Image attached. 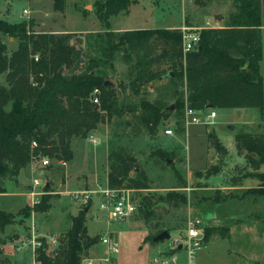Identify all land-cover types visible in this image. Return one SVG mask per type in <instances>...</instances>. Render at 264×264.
I'll use <instances>...</instances> for the list:
<instances>
[{
    "label": "rangeland",
    "instance_id": "374dc122",
    "mask_svg": "<svg viewBox=\"0 0 264 264\" xmlns=\"http://www.w3.org/2000/svg\"><path fill=\"white\" fill-rule=\"evenodd\" d=\"M107 1L66 0V9L62 13L55 9L52 0H0V21L27 23L33 20L35 24L31 30L36 33L71 34L70 43L81 53L76 70L90 72L94 69L93 72L109 81L116 92L110 113L102 112L105 120L99 124L96 135L92 133L99 143L73 139L71 164L40 157L22 170L16 180L0 181V186L6 188V193L0 194V210L15 218L24 211L22 214L31 215L32 221L31 232L23 239L16 230H5V233L0 230V264H34L33 236H36V243L37 239H45L49 253H52L58 248V239L71 228V217L80 215L83 209L88 211L85 224L88 236L97 239L88 255L94 264H150L152 257L163 250L167 242L154 244L152 239L163 231L170 232L171 238L177 237L185 230L189 217L203 221L206 236L212 231L209 239L213 234L225 238L229 235V227L243 223V226L255 223L264 233L261 223L264 221H223L211 217L216 204L224 206L226 203L230 207L238 204L232 203L240 195H236L234 185L261 176L250 172L253 170L249 165L256 164L247 160L246 153L218 152L207 135L216 131L228 147L238 134L264 135L261 111L257 108H214L217 117L212 125L186 128L185 111L190 104L185 78L175 74L169 78L167 73L171 65L166 58L160 57V45L154 42L144 49L123 46L115 52L113 60L106 58L105 52L108 48L112 50L110 45L116 46L119 37L128 30L177 29L183 32L184 29L187 33L201 34L205 29L225 28L237 11L235 0H133L130 11L111 17L109 27H106L97 13ZM261 4L264 19V0ZM25 10L29 14H24ZM217 16L222 19L218 20ZM262 33L264 35V28ZM2 40L10 55L17 50V39L2 35ZM140 56L146 59L142 65L138 61ZM143 65L145 76L141 75ZM260 70L264 78V61ZM153 72H161L163 76L149 81L147 77ZM4 82L5 77L1 75L0 84ZM181 99L180 105L184 106L176 109L177 101ZM143 101L174 105L175 109L156 130L150 131L141 120ZM98 105L100 107V102ZM212 110L206 109L203 114L208 115ZM166 126L176 129L174 137L164 135ZM119 151L135 156L151 180V188L135 190L132 194L137 206L135 215L124 222H113L100 210V201L93 200L101 198L100 194H89L93 199L87 204L83 201L88 196L84 192L105 189L109 155ZM45 159L49 160L48 166L43 165ZM254 161L257 163L259 157ZM35 181L42 184L35 187ZM47 185L50 187L48 192L45 190ZM171 193L179 197H169ZM46 195L52 197L49 211H31L29 214V209ZM11 198L24 199V203L7 208V200ZM109 235L116 236L120 253L112 255L111 262L106 263L101 261L107 257V246L101 238ZM30 240L33 243H29ZM230 240L224 245L232 248L234 261L263 260L264 236L252 237L240 231ZM238 252L243 257H239Z\"/></svg>",
    "mask_w": 264,
    "mask_h": 264
},
{
    "label": "trees",
    "instance_id": "16d2710c",
    "mask_svg": "<svg viewBox=\"0 0 264 264\" xmlns=\"http://www.w3.org/2000/svg\"><path fill=\"white\" fill-rule=\"evenodd\" d=\"M59 12H65L66 0H52ZM236 13L225 28L202 30L196 50L184 53L181 30L125 31L116 46L106 49V58L113 60L123 46L146 48L160 45V57L166 58L172 74L185 78L187 101L192 108L213 109L257 108L264 117V19L261 0H235ZM133 0H108L100 6L98 16L106 27L109 19L129 12ZM33 20L27 23L0 21V181L16 180L21 171L36 159L50 158L63 163L74 159L72 140H85L97 130L110 113L116 92L104 80L90 72H80V51L70 43L71 34L36 33ZM2 35L19 41L10 55ZM146 60L139 57V65ZM141 74L145 76V65ZM153 72L149 81L161 78ZM174 77V76H173ZM139 93V91H136ZM97 98L99 105L93 102ZM183 99L178 100L176 109ZM170 106L143 101L141 120L150 131L156 130L172 112ZM208 140L218 152H226L216 134L208 132ZM238 152H247V159L256 165L264 162V135L242 133L235 136ZM34 143L37 147H34ZM253 155L259 156L255 163ZM110 189L149 190L151 180L134 155L119 151L109 155ZM134 173V176L131 174ZM50 187L45 190L49 191ZM255 192V191H250ZM6 188L0 186V194ZM170 196H177L175 193ZM52 197L46 195L29 209L47 212ZM30 216V215H29ZM71 228L58 239V248L49 253L45 239H37V264H81L89 259V248L97 243L88 236L86 209L71 217ZM15 222L11 213L0 210V230ZM209 234L212 231H208ZM205 242L209 239L206 236ZM153 242V239H152ZM154 243V242H153ZM155 244V243H154Z\"/></svg>",
    "mask_w": 264,
    "mask_h": 264
},
{
    "label": "built area",
    "instance_id": "2783aa9c",
    "mask_svg": "<svg viewBox=\"0 0 264 264\" xmlns=\"http://www.w3.org/2000/svg\"><path fill=\"white\" fill-rule=\"evenodd\" d=\"M24 14H29V12L25 10ZM182 33L184 53L196 50L199 45L200 34L187 33L184 29ZM93 102L97 105L99 104V100L97 98H93ZM207 109L212 110L213 108ZM205 110H198L192 108L191 106H187L185 111V127L212 125L214 123V119L217 117V113L212 110L210 114L205 115L203 114ZM175 131L176 129L167 127L164 129L163 133L167 137H174L176 135ZM94 135L91 133L87 140L92 144H97L99 141L95 139ZM33 146L37 147V144L34 143ZM43 165L48 166L49 160L45 159ZM34 184L35 187H39L42 183L40 181H35ZM104 188L105 189L101 191L84 192V194L88 196L85 197L83 203L87 204L88 200L93 199L92 197H89V194H100L101 198L96 197L93 200L100 201V210L107 215L110 221L113 222L127 221L137 213V206L132 197L135 190L110 189L108 185ZM32 194L37 195L36 193ZM204 238L205 225L203 221L198 218L189 217L185 230L177 237H172L168 240L165 243L166 247L163 250L158 251V253L152 257L150 264H196L197 255L206 247ZM101 241L107 246V257L101 261H105L106 263L111 262L110 257L120 253L119 244L115 238L110 235L108 237L101 238ZM33 247L34 251L36 248H40L41 242L38 241V243H36L34 239ZM81 264H94V261L90 259H83Z\"/></svg>",
    "mask_w": 264,
    "mask_h": 264
},
{
    "label": "crops",
    "instance_id": "0c3cea01",
    "mask_svg": "<svg viewBox=\"0 0 264 264\" xmlns=\"http://www.w3.org/2000/svg\"><path fill=\"white\" fill-rule=\"evenodd\" d=\"M244 109V108H240ZM261 117L263 119V116L261 114ZM95 135L97 131L93 132ZM216 136L220 140V142L223 144L224 148L226 149V152H228L230 155L232 154H237L236 151V140L235 137L233 140H231L229 147L225 145L224 138L216 133ZM251 134V133H249ZM254 136H257V134H252ZM260 135V134H259ZM247 154V152H244ZM252 157L256 158L259 157L257 155H253ZM247 158V157H246ZM248 160V159H247ZM73 161V160H72ZM69 162V164L72 163ZM249 161V160H248ZM252 163V161H251ZM251 170L250 172H256L260 174V178L255 176L253 178H249L245 181H243L240 184H236L233 186L234 191H236V195H239V199L232 200V203H238L236 206H227L226 203L225 205L222 206L220 204L214 205V209L211 210L212 213V218L220 219L223 221H234V220H256V221H264V162L260 165H249ZM108 182V179H107ZM108 184H106L107 186ZM250 191H255V192H250ZM23 202V200H15V199H9L7 200V208L10 205H15ZM6 207V206H5ZM224 209V211H222ZM4 210V209H3ZM5 211V210H4ZM24 211H21L20 214L15 218V222L11 225H8L1 233H5V230L8 232L16 230L17 234L20 235L21 239H23L24 235L30 234V226L32 224L31 221V215L27 216L23 215ZM34 223V222H33ZM264 224L263 222H261ZM244 224V223H243ZM239 224L236 227H229L228 229V236L225 238H219L217 234H213L212 238L208 239L206 242V247L198 254L197 259H196V264H264V258L263 260H257V259H252L247 261H234L233 256L235 253H233L232 248L225 246L224 242H231V237L235 234V232H240L244 233L246 235L252 236V237H258V235H261L262 237L264 236V233H262V229L256 228L255 223H250L248 226L245 224ZM243 226V227H240ZM222 227V226H221ZM240 227V228H239ZM240 230V231H239ZM113 233V232H112ZM115 234V233H113ZM34 239H36V236H33ZM116 238V236H114ZM147 238V237H146ZM145 238V239H146ZM144 239V241H145ZM29 243H33L32 240H30ZM17 244V243H15ZM159 247V246H158ZM32 251L34 255V264H36L35 261V251L34 247L32 246ZM211 249L213 252H211ZM23 251V249H22ZM18 254V253H17ZM239 257H243L242 253H237ZM238 257V258H239Z\"/></svg>",
    "mask_w": 264,
    "mask_h": 264
},
{
    "label": "water",
    "instance_id": "95a60500",
    "mask_svg": "<svg viewBox=\"0 0 264 264\" xmlns=\"http://www.w3.org/2000/svg\"><path fill=\"white\" fill-rule=\"evenodd\" d=\"M217 19L218 20H221L222 19V16H217ZM171 76H173V74L171 75ZM105 86L106 87H108V86H112V84L109 82V81H106L105 82ZM208 108H213L212 106H208ZM169 109H170V111H173L174 109H175V106L174 105H171L170 107H169ZM47 187H49V185H47ZM88 211H86V213H87ZM171 239V234H170V232H168V231H163V232H161V233H159L157 236H155L154 238H153V242L155 243V244H159V243H164V242H166V241H168V240H170Z\"/></svg>",
    "mask_w": 264,
    "mask_h": 264
}]
</instances>
